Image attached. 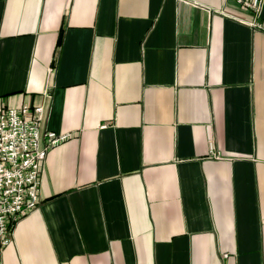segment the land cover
<instances>
[{"label": "crops", "instance_id": "obj_1", "mask_svg": "<svg viewBox=\"0 0 264 264\" xmlns=\"http://www.w3.org/2000/svg\"><path fill=\"white\" fill-rule=\"evenodd\" d=\"M264 25V3L261 9ZM237 0H0V102L67 135L0 264H264V30Z\"/></svg>", "mask_w": 264, "mask_h": 264}, {"label": "built area", "instance_id": "obj_2", "mask_svg": "<svg viewBox=\"0 0 264 264\" xmlns=\"http://www.w3.org/2000/svg\"><path fill=\"white\" fill-rule=\"evenodd\" d=\"M252 13L237 22L256 31L264 30L261 9L264 0H237ZM45 106L29 104L11 107L0 102V243L11 244L17 222L35 210L43 163L47 153L68 139L46 131L41 145V128Z\"/></svg>", "mask_w": 264, "mask_h": 264}]
</instances>
